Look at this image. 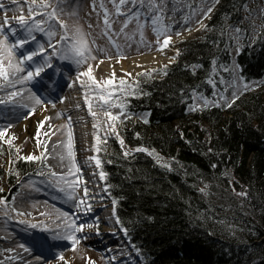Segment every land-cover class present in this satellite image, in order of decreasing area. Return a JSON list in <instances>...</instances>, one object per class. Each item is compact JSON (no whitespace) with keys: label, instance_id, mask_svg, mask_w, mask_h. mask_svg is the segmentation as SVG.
Returning <instances> with one entry per match:
<instances>
[{"label":"trees","instance_id":"16d2710c","mask_svg":"<svg viewBox=\"0 0 264 264\" xmlns=\"http://www.w3.org/2000/svg\"><path fill=\"white\" fill-rule=\"evenodd\" d=\"M248 2L214 0L206 31L180 43L167 74L141 76L136 115L118 125L124 144L106 138L107 191L143 264H264V28L253 35ZM230 28L242 29L236 54ZM233 62L248 88L231 107L196 109L192 89L214 97L207 77L230 78ZM47 169L17 158L9 180L16 189L20 175ZM15 191L0 187V197Z\"/></svg>","mask_w":264,"mask_h":264},{"label":"rangeland","instance_id":"374dc122","mask_svg":"<svg viewBox=\"0 0 264 264\" xmlns=\"http://www.w3.org/2000/svg\"><path fill=\"white\" fill-rule=\"evenodd\" d=\"M52 2L56 3L57 0H52ZM94 2L95 6H93V0H66V2L60 4L62 9L61 18L68 20L70 23L77 22L81 24L86 32L95 37L94 52L97 59L89 60L88 63L93 66V73L97 78L104 79L112 76L113 70L117 78L127 75L125 69H121L119 66L128 61L129 58L140 54L158 51L166 53L167 58L159 64L147 68L149 71L154 67L163 68L165 64L170 65L178 55L175 53V49H179L183 40L199 37L206 31L207 27H200L197 20H201L203 23L208 21L209 16H202L200 10L213 4L214 0H160L163 8L160 20L170 24L173 29L169 33L173 36V41L165 49H161L159 44L156 43L158 40L162 42L163 37L158 36L154 31L153 13L146 6L141 7L139 4L135 6L143 13L140 17L143 37L139 32H136L134 36L131 35L137 28L135 18L127 26L129 35L126 36L124 32L120 31L126 13L121 12L118 16L112 15V24L108 32H105L106 25L103 20L102 4L109 8L110 13L115 11L114 5L111 0H94ZM21 3L23 4V14L30 15L26 0H21ZM127 7L131 9L133 5L129 4ZM69 13L73 15H69ZM21 14L20 8L13 5L11 0H0V23L10 22L13 26H16L18 21L13 20L12 17ZM244 14L245 20L252 21L255 26L253 35L264 28V0H249ZM5 17H8V21H5ZM195 27L197 29L191 31ZM112 29H115V31ZM235 30L236 28H230V33L235 38L232 49L233 54H236L242 42V35ZM18 31L22 32V29H18ZM177 32L183 38L177 36ZM36 37L38 41L45 43L46 51L49 55H52V64L25 87H30L33 92L40 95L44 101L43 105L35 104L36 111L33 113L29 107H21L18 104L4 101L5 93L11 92L12 87L0 89V126H8V132L5 133V136H0V168L5 172L4 177L0 176V187L6 189L9 193L12 192V189L16 190L9 199L7 197L0 198V201L7 200L6 205L0 203V215L2 216L0 223V264H89L88 257L92 258L93 264H143L140 254L130 244L126 232L120 227L118 220L115 224L117 229L115 233L108 234L105 231L106 222L102 218V210L106 208L113 209L115 215V203L108 197L104 188L94 189L95 187H89L88 183L91 182V179L90 175L87 174L88 167L81 165L83 168L82 175L87 178L86 184L92 193L91 207L87 212L75 207L74 198L69 195L63 186H58L59 182L53 178L51 169L20 175L18 177V188L15 189V186L11 185L9 174L13 171L14 160L23 158V155L33 152L38 155L40 151L45 149L51 151L52 155H45L46 163L52 164L57 172L66 171L59 163V158L56 155L60 151V147L55 144V141L60 138L66 142L69 117L71 118L74 134L77 130V126L75 128L76 119L73 116V111L70 110L73 105L70 102L68 87L72 75H78L87 65H77L70 59H60L54 54L56 48L60 47L59 44L55 43L56 40L60 39L59 33L51 42L48 41L45 33L37 32ZM113 40L119 44V49L122 51L117 49V44L113 43ZM52 45H55V47H52ZM27 47L31 50L33 42L29 41ZM104 49H107V51H104ZM21 51L23 52V50ZM234 67H237L235 62L231 64V68ZM141 72L142 70L132 74L136 76ZM231 74L230 78H226L222 74L216 77V81L220 83H215V96L210 98L215 99L217 94L231 96L236 91V87L233 86L234 73L231 72ZM17 87H20V85H17ZM237 87H239V91L243 88L240 85H237ZM194 100L195 103L198 102L196 96ZM82 102H85V100L83 99ZM95 104L96 101L94 100L93 110H97ZM46 116L50 119L46 120L43 128L40 129V140L42 141V144H40L36 139L37 125ZM62 125L63 128H61ZM175 125L177 124L175 123ZM58 129L60 130L58 131ZM98 130L102 132L103 127L101 129L95 128L94 134ZM13 133L16 138L10 145L7 140L12 139ZM17 145L20 148L19 153L16 152L15 146ZM92 148L95 155V139ZM76 152L77 157L79 156V150H76ZM157 160L164 163L162 156ZM82 194L83 189L81 187L77 192V196ZM76 203H79V201L77 200ZM102 203L105 205L102 209H99V205ZM13 204L22 209L23 212H27L28 215L25 217L22 212L18 219L12 208ZM45 212L47 215H45ZM61 212L72 214L77 223L93 225L92 228H85L82 237L79 232L77 233L79 243L75 248L72 246L73 242L68 239L69 233L60 226L57 220ZM25 219H33V221L48 224L53 223L56 228L37 230L27 226L24 223ZM96 228H99L98 232L95 230ZM116 241H120L122 245L117 253L115 248L112 247ZM60 253H63L64 259H61ZM125 253L127 255L120 258Z\"/></svg>","mask_w":264,"mask_h":264},{"label":"snow or ice","instance_id":"6c2138e0","mask_svg":"<svg viewBox=\"0 0 264 264\" xmlns=\"http://www.w3.org/2000/svg\"><path fill=\"white\" fill-rule=\"evenodd\" d=\"M66 2V0H57L53 3L52 0H26L27 8L30 15L23 14V4L21 0H11L13 5H16L21 10V15L12 17L13 20L18 21L16 26H13L10 22L0 23V89H7L12 87L11 92H6L4 96L5 102H11L18 104L21 107H29L34 113L36 111L35 104L43 105L44 101L41 99L40 95H37L32 91L30 87H25L29 85L36 77L49 65L52 64V55H49L48 51L45 49V43L43 41H38L36 33H45L49 42L53 41L57 34H60V39L56 40L55 43L59 44L60 47L56 48L55 55L60 59H70L77 65H87L82 72H79L80 77L79 84L83 88V98L88 102V109L91 111L92 117L95 120V128L101 129L103 131L95 132V155L89 156L88 159L93 162L91 171L95 170V166H99V176L107 179L108 173L104 171V161L101 158L100 153L102 150L107 151L106 138L110 135L118 136L121 144H124V136L120 135L118 125L123 122L124 119L136 115L130 109L129 97H134L138 95H144L141 88V76L152 77V73L163 71L167 74L168 65L165 64L163 68L154 67L149 71L147 68L142 69L140 74L133 76L131 72H127V75L122 77H115V71L113 70V75L104 79H99L93 73V66L88 63L89 60H96L97 57L94 52V41L95 37L91 36L89 32H86L84 27L77 23H70L66 19H62V9L60 7L61 3ZM114 5L115 11L110 13L109 8L102 4L103 7V20L105 22V32H108L109 27L112 24L111 16L119 15L121 12L126 13V18L122 21L120 31L124 32L127 36L129 35L127 31V26L135 18L137 20V28L131 33L135 35L139 32L143 37V27L140 22V17L143 15L136 5L139 4L141 7L146 6L152 13V24L153 29L158 36H162V42L157 41L161 49H165L173 41V36L169 33L173 31L170 24L164 23L160 20V16L163 13V8L161 7L160 0H111ZM131 4L133 8H128L127 6ZM93 6L95 2L93 0ZM215 4L206 6L200 10V14L204 17L209 16ZM69 15H73L69 13ZM147 19V17H145ZM5 21H8V17H5ZM200 27H207L206 23L201 20H197ZM18 29H22L18 31ZM115 31V29H112ZM237 33L241 32L242 29H236ZM177 36H181L180 33H176ZM11 37V38H10ZM181 38H183L181 36ZM29 41L33 42V48L29 50L27 47ZM117 44V49H119V44L116 41H112ZM55 47V45H52ZM98 47V46H96ZM23 50V52L21 51ZM107 51V49H104ZM180 49H175V53L178 54ZM43 54V55H40ZM196 71L195 68L192 69ZM230 72L234 73V87L236 91L232 93L231 96L224 94L221 96L217 94L215 99L208 97L207 95L198 93L196 89H192L194 95L198 98V102L194 105L196 109L203 110L213 103L217 105H223L226 107H231L237 99H239V87L242 86L245 90L248 88L247 81L243 80L239 67H234L229 69ZM215 72V69H213ZM207 79L215 84L216 81L212 76L207 77ZM20 85V87H17ZM182 91V90H181ZM18 98V99H14ZM66 99V98H65ZM96 101L95 108L93 101ZM80 105L77 104L76 107ZM118 109V110H114ZM142 119H147V115L143 114ZM50 119L45 117L44 120L40 121L37 125L36 139L37 142L42 144L40 140V129L43 128L44 122ZM63 128V125L61 126ZM60 129H58L59 131ZM8 132V126H0V136H5ZM136 135H140L136 133ZM102 136L105 139H102ZM15 134L13 133L12 139H8L7 143L12 144L15 139ZM55 144L60 147V151L56 153L59 158V163L66 169V171L57 172L52 164H45V155H52L51 151L45 149L40 151L37 155L35 152L23 155L24 160H36L42 166L47 167L52 170L53 178L58 180V186H63L69 193L70 196L74 198L73 203L77 209H82L87 212L91 207L90 200L92 199V193L86 184V179L82 173L83 168L81 163L76 159V149L73 127L71 125V118L69 117V126L67 127L66 142L57 138ZM16 147V152L19 153V146ZM145 152H151L152 155L160 159L159 153L155 149H149L143 145L139 146ZM125 155H128V150L125 149ZM167 167H171V164H167ZM83 189V194L77 196L79 189ZM102 187L107 188L108 185L104 184ZM206 191V189H202ZM241 195L246 196V192H242ZM102 198V194H101ZM79 203H76V201ZM0 203L7 204V200L0 201ZM16 217L19 219L22 209L17 208L15 204L12 206ZM26 217L27 212H23ZM45 215L47 213L45 212ZM119 220V216L116 217ZM60 226L69 233L68 239L73 242V248L79 243V238L77 233L79 232L81 237L84 234L85 228H92V224L86 225L85 223H77L73 215L67 212H61L57 217ZM26 224H32L38 228H48L49 224L46 222H37L24 220ZM97 232L99 228L95 229ZM125 232L128 229L124 228ZM137 252L140 249H136ZM61 259H64L63 253H60ZM89 264H93L92 258L88 257Z\"/></svg>","mask_w":264,"mask_h":264},{"label":"bare ground","instance_id":"6f19581e","mask_svg":"<svg viewBox=\"0 0 264 264\" xmlns=\"http://www.w3.org/2000/svg\"><path fill=\"white\" fill-rule=\"evenodd\" d=\"M196 29L197 27L193 28L191 31H195ZM165 54L166 53L163 51L140 54V55L129 58L128 61L121 64L119 68L121 67V69H125L128 72H131L134 74V73L141 71L144 68H149L156 64H159L161 61L167 58ZM79 80H80L79 75L73 74L71 81L69 83V87H68L69 88L68 94L70 97V102L73 105L70 107V110L73 111V116L76 119L75 122H77L76 123L77 130L74 134V138L76 139L75 147H76V150H79V156H77L76 159L78 160V162L81 163L82 166L88 167L89 173L93 174V171L90 170L92 165L88 157L90 156V153L92 152L91 143H92L93 137H92L91 132L93 130V123L95 122V120L92 117L91 111H89L88 109V102L87 101L82 102L84 99L83 92H82L83 89L79 88V87H82L79 84ZM77 104H79L80 106L76 107ZM93 178H95L94 175H93ZM104 205H105L104 203L100 204L99 209H102ZM102 218L106 222L105 231L108 234L115 233L117 230L115 227L117 220L114 215L113 209H110V208L103 209ZM29 221H33V219H30ZM27 226H30L37 230L43 229V228L35 227L32 224H27ZM48 228H56V227L52 223V224H49ZM113 238H115V236H113ZM121 246H122L121 242L116 241V243L112 247L115 248V252L117 253L121 249ZM126 255H127L126 253L122 254L120 258H123Z\"/></svg>","mask_w":264,"mask_h":264},{"label":"water","instance_id":"95a60500","mask_svg":"<svg viewBox=\"0 0 264 264\" xmlns=\"http://www.w3.org/2000/svg\"><path fill=\"white\" fill-rule=\"evenodd\" d=\"M2 198H5L4 196Z\"/></svg>","mask_w":264,"mask_h":264}]
</instances>
